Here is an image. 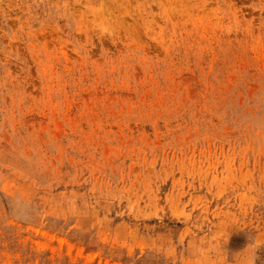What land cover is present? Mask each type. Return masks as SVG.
Wrapping results in <instances>:
<instances>
[{
	"label": "rangeland",
	"instance_id": "374dc122",
	"mask_svg": "<svg viewBox=\"0 0 264 264\" xmlns=\"http://www.w3.org/2000/svg\"><path fill=\"white\" fill-rule=\"evenodd\" d=\"M0 264H264V0H0Z\"/></svg>",
	"mask_w": 264,
	"mask_h": 264
}]
</instances>
